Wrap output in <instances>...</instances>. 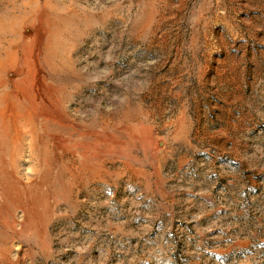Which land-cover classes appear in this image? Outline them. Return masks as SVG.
I'll use <instances>...</instances> for the list:
<instances>
[{
  "label": "rangeland",
  "instance_id": "1",
  "mask_svg": "<svg viewBox=\"0 0 264 264\" xmlns=\"http://www.w3.org/2000/svg\"><path fill=\"white\" fill-rule=\"evenodd\" d=\"M0 16V264H264V0Z\"/></svg>",
  "mask_w": 264,
  "mask_h": 264
},
{
  "label": "bare ground",
  "instance_id": "2",
  "mask_svg": "<svg viewBox=\"0 0 264 264\" xmlns=\"http://www.w3.org/2000/svg\"><path fill=\"white\" fill-rule=\"evenodd\" d=\"M1 17V16H0ZM1 20V19H0Z\"/></svg>",
  "mask_w": 264,
  "mask_h": 264
}]
</instances>
